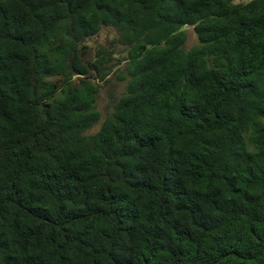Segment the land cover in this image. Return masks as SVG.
Listing matches in <instances>:
<instances>
[{
	"label": "trees",
	"instance_id": "16d2710c",
	"mask_svg": "<svg viewBox=\"0 0 264 264\" xmlns=\"http://www.w3.org/2000/svg\"><path fill=\"white\" fill-rule=\"evenodd\" d=\"M0 264H264V0H0Z\"/></svg>",
	"mask_w": 264,
	"mask_h": 264
},
{
	"label": "rangeland",
	"instance_id": "374dc122",
	"mask_svg": "<svg viewBox=\"0 0 264 264\" xmlns=\"http://www.w3.org/2000/svg\"><path fill=\"white\" fill-rule=\"evenodd\" d=\"M247 1H250V0H234V2L236 3L247 2ZM195 44H197V38L193 30L189 28L188 29V39H187L185 47L186 49H189ZM114 83L105 85L101 90L98 104H99V108L103 116H105L108 112L112 110L113 102L115 101L116 97L119 96L121 87L117 82L115 84Z\"/></svg>",
	"mask_w": 264,
	"mask_h": 264
}]
</instances>
